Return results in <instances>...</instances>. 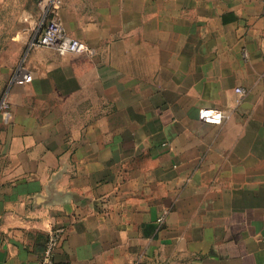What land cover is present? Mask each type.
<instances>
[{"label": "crops", "instance_id": "obj_1", "mask_svg": "<svg viewBox=\"0 0 264 264\" xmlns=\"http://www.w3.org/2000/svg\"><path fill=\"white\" fill-rule=\"evenodd\" d=\"M263 6L0 0V264H264Z\"/></svg>", "mask_w": 264, "mask_h": 264}, {"label": "built area", "instance_id": "obj_2", "mask_svg": "<svg viewBox=\"0 0 264 264\" xmlns=\"http://www.w3.org/2000/svg\"><path fill=\"white\" fill-rule=\"evenodd\" d=\"M61 0H39V5L46 9V17L41 31L32 40L31 45L41 47H51L62 54H82L88 52L89 49L82 41L69 37L62 23L57 18V10L60 7ZM264 16V6L262 10ZM17 76V75H16ZM236 93L243 95L244 91L241 88H236ZM199 118L211 124H220L222 115L216 114L210 110L202 109L199 111ZM12 120V109L8 100V94L5 93L0 99V121L4 124H9ZM162 215L158 221H162ZM63 234L62 229L52 230L45 243V247L39 264H53L54 253L58 247Z\"/></svg>", "mask_w": 264, "mask_h": 264}, {"label": "rangeland", "instance_id": "obj_3", "mask_svg": "<svg viewBox=\"0 0 264 264\" xmlns=\"http://www.w3.org/2000/svg\"><path fill=\"white\" fill-rule=\"evenodd\" d=\"M36 35H37V34H36ZM36 35H35V36H36Z\"/></svg>", "mask_w": 264, "mask_h": 264}]
</instances>
